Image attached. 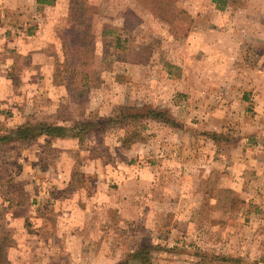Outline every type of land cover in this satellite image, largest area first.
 <instances>
[{"label": "rangeland", "instance_id": "obj_1", "mask_svg": "<svg viewBox=\"0 0 264 264\" xmlns=\"http://www.w3.org/2000/svg\"><path fill=\"white\" fill-rule=\"evenodd\" d=\"M244 2L252 0H23L22 11L0 5V34L8 39H0V77L15 74L3 66L21 45L35 49L37 60L51 62L45 75L52 84L43 85L53 98L49 105L47 97L19 99L21 115L14 118L6 100L0 137L19 123L46 121L70 129L66 135L79 144L67 157L52 147L57 136L0 139V264H85L63 247L67 232L56 210L70 208L82 212L77 217L92 210L103 227H115L116 247L132 246L121 260L129 264L140 263L129 255L141 246L148 249L143 262L154 263L170 227L183 236L203 232L196 241L208 243L209 264L254 256L251 247H240L252 237L261 242L256 256L264 261V56L256 42L230 39L247 37L252 25L228 26L227 38L216 23L226 16L220 8ZM221 41L226 51L216 47ZM214 107L225 115L214 121L222 125L218 132L208 129ZM151 108L175 123L135 117ZM75 119L97 126L80 140ZM64 161L73 166L69 180L59 165ZM145 166V175L163 181L160 191L153 189L161 199L148 187L140 196L144 186L120 184ZM109 189V202L98 206L95 193Z\"/></svg>", "mask_w": 264, "mask_h": 264}, {"label": "crops", "instance_id": "obj_2", "mask_svg": "<svg viewBox=\"0 0 264 264\" xmlns=\"http://www.w3.org/2000/svg\"><path fill=\"white\" fill-rule=\"evenodd\" d=\"M262 1V2H261ZM252 0V2H244L238 7H234L233 5L226 4V7L220 8L221 11H225L226 16L224 17L222 14L220 15L219 22H216L217 24H220L221 32L220 34L222 36H225L228 38L229 34L226 33V30L228 26H234L235 24H242V25H252V32L250 33L249 30L251 28H247L244 30V32H247L248 36L246 37L245 33L242 35L240 32V36L236 34L237 37H230L231 40H237V41H252L256 42L258 44L257 49L260 56H264V28L262 27L264 25V0ZM2 4V8H12L14 10L22 11L24 10V3L23 0H0V5ZM217 7V6H213ZM218 8V7H217ZM233 11H237L238 15L237 17H230L231 13ZM245 14V15H243ZM228 16V17H227ZM213 20L208 18V22H211ZM29 37L30 35L27 34ZM0 39L8 40L5 34H0ZM20 37L16 36L13 37L12 40L14 42H19ZM225 41L224 38H221ZM32 40V39H31ZM211 42L208 45V47H211ZM236 45H234L235 47ZM216 47L219 52L226 51L227 47L225 45V42L221 41L220 44H217ZM20 50L17 51V54L14 55L13 59L11 60L12 63L6 67L3 66V69L6 70H13L12 72L15 74L7 73L6 70V76L5 78L0 77V112L2 107L5 103H7L6 100H8L9 103L12 105V118L18 117L20 113V101L31 103L34 97L39 96V100H41L42 97L46 98V103L49 105V103L53 102V98H48V92L45 90V84L50 85L52 84V80L50 77L46 76V72L49 70V66H51V62L49 63L47 59L44 58V60H37V56L40 54L38 51H35V49L27 48V46H20ZM16 53V52H15ZM27 58L30 59V64H22L20 65L19 61L21 58ZM1 63V61H0ZM44 84V85H43ZM19 85V90L17 92L14 91L16 87ZM21 89V90H20ZM23 91H28L25 94H22ZM36 94V95H35ZM52 95V93H50ZM16 98V99H15ZM4 99V100H3ZM36 100V99H35ZM33 103L36 104L34 101ZM16 106V107H15ZM38 106V105H37ZM41 106V104H40ZM38 107V109L40 108ZM46 106V105H45ZM44 107V106H42ZM41 107V108H42ZM21 117V116H20ZM217 117V118H215ZM11 118V117H9ZM8 118V119H9ZM223 120L225 119V115L222 111V108L214 107L212 110L211 108L208 110V122L210 121L211 124L214 125V121L217 119ZM4 119V118H3ZM7 119V120H8ZM223 123V122H222ZM20 124V123H19ZM219 125H214L213 128L208 129H214L217 130V132L222 128V125L220 129ZM222 130V129H221ZM58 144L53 143L52 147H56V145L60 146L61 148H58L56 151L57 153L61 154V156L66 155L69 157L70 155L76 153V150L79 148L78 140L75 139V137H71L69 135H66L64 137H59L57 139ZM60 149H62L60 151ZM241 160V159H239ZM241 166L242 164L239 163ZM59 166L62 169V173L65 174L64 178L66 180L68 176V180L71 178V167L69 165V162H61L59 163ZM206 165V164H205ZM58 164H56V167ZM247 165H243L245 172L247 173L249 170L246 169ZM208 166L204 167V170L207 169ZM140 169H142L140 167ZM240 169V168H239ZM149 172L148 166H145L144 169H142V174L140 176H137L136 178H130L124 177L120 184L123 186L125 185H131L133 182L135 185H140L141 187L144 186L145 191H143V188L140 189V191L137 192L140 196H146L147 193L154 192L153 190L156 186L157 189L160 191V185L163 181L156 180L154 177H149L148 175H145V173ZM245 172H242L245 173ZM152 173V170H151ZM63 174H60L63 176ZM152 176V175H151ZM193 179V178H192ZM194 179H201V178H194ZM64 180L62 181V184H64ZM129 183V184H127ZM149 188V192H147V189ZM156 189V188H155ZM141 193V194H140ZM109 194H111V189H109V193H101V191L95 193L94 201H99L98 206H100L102 201H108L110 199ZM123 195V194H122ZM157 199H161L160 192L155 193ZM151 197L153 198L154 195L151 194ZM164 197V196H163ZM125 196H123V199ZM108 199V200H107ZM150 198L147 197V200ZM163 199V198H162ZM112 201L116 202V198ZM106 205V204H105ZM117 207V206H116ZM123 209V208H122ZM121 209V212H122ZM58 217H61V220L59 221V225L61 227L65 226L64 231L67 233L64 236V240H62V244L64 248L72 249V255L75 258H78V256H81L85 264H117L122 259L125 258L127 252L132 248L131 245H129L130 242L126 243L124 246L116 247L115 245V238L113 236V239L110 237V234L116 231L115 227H111L110 225H107L103 227L101 225L102 216L95 215L91 211H84V215L78 214L82 213L81 211H76L73 209H64L62 212V215L59 214ZM193 211V209H192ZM92 213V215H90ZM51 215L57 216L55 212H52ZM93 218V220H92ZM92 220V221H91ZM51 223V222H50ZM52 225V226H51ZM48 226V229L53 232L52 229L56 228L51 224ZM169 230H166V234H168L167 237H165V244H163L165 247L162 251H160L158 254H156V257L154 258V263L152 264H209L208 263V243L207 242H201L200 240L196 241L198 239V235H202L199 233V231H194L189 236L190 241H185L184 238H188L185 234L183 236V232H180L176 229V227H170ZM181 233V234H180ZM143 236V232L140 234ZM195 235V236H194ZM195 238V240H192ZM252 241H247L242 244H240V247L245 249L246 251H249L248 248L251 247L253 252V255L251 257L243 256V261L240 264H264V261H261L260 258L256 256V253L258 252V249L261 248V242H259L256 237L251 238ZM66 241V242H65ZM246 243H249V245H246ZM91 250L89 251V254L87 252L84 253V250ZM132 251V250H131ZM243 253H246L242 251ZM89 255L90 258H88L87 261H85L86 256ZM80 259V258H79ZM263 260V259H262Z\"/></svg>", "mask_w": 264, "mask_h": 264}, {"label": "trees", "instance_id": "obj_3", "mask_svg": "<svg viewBox=\"0 0 264 264\" xmlns=\"http://www.w3.org/2000/svg\"><path fill=\"white\" fill-rule=\"evenodd\" d=\"M40 4H47L51 3L53 0H37ZM117 45L120 44L119 39L117 40ZM153 117L156 119L165 120L166 122L175 123V120L167 114V112L164 111H156L155 109L151 108L148 109L146 113L143 114H137L135 117ZM97 126V123L95 122H85L82 120L75 119V127L79 131L78 133H74L75 136H78L80 140L83 139V132L89 128V127ZM70 129L56 125L53 123H49L46 121H37V122H29L26 121L24 123H20L16 126H13L10 129V134L1 136V140H14V139H21V140H33L38 136H45L47 141L52 139V136L62 137L65 136L67 132H69ZM12 134V135H11ZM214 138L218 137V133H212ZM49 139V140H48ZM147 248L144 246H141L139 250H137L135 253L130 254L129 256H132L134 259H140L139 264H147L146 262H143V255L145 252L147 253ZM117 264H129V260H123L118 262Z\"/></svg>", "mask_w": 264, "mask_h": 264}]
</instances>
